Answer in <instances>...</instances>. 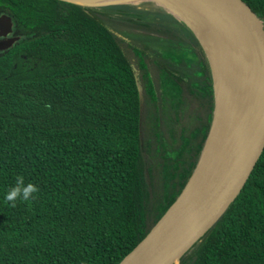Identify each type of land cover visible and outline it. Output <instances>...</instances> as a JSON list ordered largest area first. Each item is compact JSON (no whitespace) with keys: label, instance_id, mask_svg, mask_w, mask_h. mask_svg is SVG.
<instances>
[{"label":"trees","instance_id":"obj_1","mask_svg":"<svg viewBox=\"0 0 264 264\" xmlns=\"http://www.w3.org/2000/svg\"><path fill=\"white\" fill-rule=\"evenodd\" d=\"M243 1L264 23V0ZM3 15L19 41L0 51V264H120L207 144L216 102L202 44L156 0H0ZM17 176L40 192L12 207ZM179 264H264V151Z\"/></svg>","mask_w":264,"mask_h":264},{"label":"water","instance_id":"obj_2","mask_svg":"<svg viewBox=\"0 0 264 264\" xmlns=\"http://www.w3.org/2000/svg\"><path fill=\"white\" fill-rule=\"evenodd\" d=\"M156 1L184 21L200 40L215 82V115L200 162L184 191L120 264H179L236 201L264 151V23L260 17L243 0H199L219 10L231 23L253 76L252 109L239 145L218 162L215 130L221 73L209 31L197 8L189 23L171 2ZM13 33L12 18L1 16L0 51L19 41V37H9Z\"/></svg>","mask_w":264,"mask_h":264},{"label":"bare ground","instance_id":"obj_3","mask_svg":"<svg viewBox=\"0 0 264 264\" xmlns=\"http://www.w3.org/2000/svg\"><path fill=\"white\" fill-rule=\"evenodd\" d=\"M161 1L171 2L189 23H191V17L197 8L209 31L212 44L225 50L238 69L241 82L235 73L223 63L221 54L216 51L221 80L218 89L215 138L217 160L218 162L222 161L238 147L241 134L252 109L253 76L251 66L241 49L235 29L219 10L199 0Z\"/></svg>","mask_w":264,"mask_h":264},{"label":"clouds","instance_id":"obj_4","mask_svg":"<svg viewBox=\"0 0 264 264\" xmlns=\"http://www.w3.org/2000/svg\"><path fill=\"white\" fill-rule=\"evenodd\" d=\"M15 185L5 194V201L10 202L12 207L17 206V201L27 202L37 198L34 194H38L40 189L38 186L29 183L25 186L23 176H17Z\"/></svg>","mask_w":264,"mask_h":264},{"label":"flooded vegetation","instance_id":"obj_5","mask_svg":"<svg viewBox=\"0 0 264 264\" xmlns=\"http://www.w3.org/2000/svg\"><path fill=\"white\" fill-rule=\"evenodd\" d=\"M12 36H14V34L10 35L9 37H12ZM0 40H2V39H0Z\"/></svg>","mask_w":264,"mask_h":264}]
</instances>
